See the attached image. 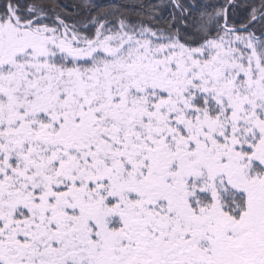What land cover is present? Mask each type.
Returning a JSON list of instances; mask_svg holds the SVG:
<instances>
[{
	"label": "snow or ice",
	"instance_id": "obj_1",
	"mask_svg": "<svg viewBox=\"0 0 264 264\" xmlns=\"http://www.w3.org/2000/svg\"><path fill=\"white\" fill-rule=\"evenodd\" d=\"M172 2L0 4V264H264V0Z\"/></svg>",
	"mask_w": 264,
	"mask_h": 264
},
{
	"label": "trees",
	"instance_id": "obj_2",
	"mask_svg": "<svg viewBox=\"0 0 264 264\" xmlns=\"http://www.w3.org/2000/svg\"><path fill=\"white\" fill-rule=\"evenodd\" d=\"M4 0H0V4H2ZM54 6L57 7V10L61 13L65 14L70 21L79 20L83 22V19L86 15L84 10L78 8V5L81 3V0H51ZM91 3L101 4V5H120V4H129L132 0H90ZM141 2L161 5V10L159 15L161 17V23L167 21L170 15L175 14L179 16V9H177L172 0H141ZM195 2V0H179L181 4H190ZM211 3L216 4L217 6L224 5L226 0H210ZM237 7L234 10V14L230 12V15H233V19L236 22L242 20L248 13V4H259V0H236ZM93 14H95L93 12Z\"/></svg>",
	"mask_w": 264,
	"mask_h": 264
}]
</instances>
